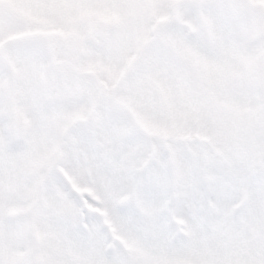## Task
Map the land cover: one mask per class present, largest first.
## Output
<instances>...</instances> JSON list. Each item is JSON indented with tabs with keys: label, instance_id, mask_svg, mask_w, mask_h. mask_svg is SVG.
I'll return each instance as SVG.
<instances>
[{
	"label": "snow or ice",
	"instance_id": "obj_1",
	"mask_svg": "<svg viewBox=\"0 0 264 264\" xmlns=\"http://www.w3.org/2000/svg\"><path fill=\"white\" fill-rule=\"evenodd\" d=\"M0 264H264V0H0Z\"/></svg>",
	"mask_w": 264,
	"mask_h": 264
}]
</instances>
